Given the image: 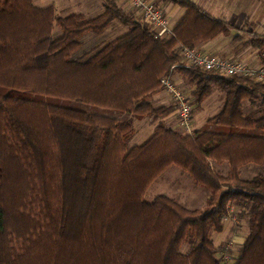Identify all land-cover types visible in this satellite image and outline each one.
<instances>
[{"label":"trees","instance_id":"16d2710c","mask_svg":"<svg viewBox=\"0 0 264 264\" xmlns=\"http://www.w3.org/2000/svg\"><path fill=\"white\" fill-rule=\"evenodd\" d=\"M174 2L186 14L167 38L116 0L96 19L0 0V264H224L212 234L237 218L249 234L236 264H264V174L240 172L264 166V83L187 66L181 46L228 37L231 25ZM114 21L128 32L75 57L82 37ZM251 45L264 64V34ZM177 75L194 88L192 106L224 94L208 121L219 130L183 135L164 123L175 107L153 97ZM146 118L158 128L132 145L133 122ZM171 166L208 192L205 209L144 199Z\"/></svg>","mask_w":264,"mask_h":264},{"label":"rangeland","instance_id":"374dc122","mask_svg":"<svg viewBox=\"0 0 264 264\" xmlns=\"http://www.w3.org/2000/svg\"><path fill=\"white\" fill-rule=\"evenodd\" d=\"M97 1L101 2V0ZM234 3L235 0H230L228 2V10L234 13L232 15L235 18H238V16H250L252 13L254 15L257 13L260 18V15L264 14V0H260L259 4L258 1L255 2L254 4H258L256 7L255 5L252 8L241 6L233 10ZM50 5L56 6L57 14L60 17H67L72 14L84 13L87 19H96L101 17L104 13L103 9L100 11L98 9H95L94 7L91 11L85 13L84 9H80L78 4L75 3V0H46L45 6ZM230 22L232 23L231 34L227 38H220V41H228L232 49L246 46L245 48L255 53L257 49L253 47V45H251V40L255 35H250L248 34L249 32L239 30L233 23V21ZM171 25L172 27L174 26L173 23H171ZM127 32L128 29L123 27L119 22L114 21L103 34H86L81 39L82 47L75 54V57H82L97 48L113 42L119 37L125 35ZM256 32H259V30ZM61 36L62 31L60 27L55 26L53 31L54 39H58ZM238 36H240V39L237 38ZM173 82L182 92H184V94L192 103V91L194 88L179 75L175 76ZM153 103L157 107L171 105H174L175 107L172 98L164 91L158 92L154 95ZM223 104L224 94L219 92L218 90H213L210 96L200 106H192L193 115L190 131H185L180 128L178 121L176 120V107L174 114L167 118L164 123L183 135L195 134V132L197 131L213 132L214 130H219V128L213 125H209L208 121L220 111ZM244 108L247 112L253 110L249 102H245ZM173 116L177 121V123H175L177 124V127H174V122H172ZM158 123V121L153 122L150 118L133 122L135 127V136L131 144L137 146L144 144L151 137L153 132L158 128ZM216 169L226 173L228 171V165L223 164L220 166H216ZM240 172L242 178L252 179L258 174H264V166L247 165L242 167L240 169ZM161 195L175 199L177 202L191 210H203L207 206L208 192L202 187L195 186L191 176L177 166H171L160 177H158L157 180L154 181L149 187L144 199L147 202H153L157 196ZM224 225L225 226L223 232L212 234V240L215 246L218 249L222 250V252L218 254V258H221L224 264H236L241 255L242 246L249 234L248 220L237 218L236 221H233L229 219L225 221ZM188 250V245L182 246V253L185 254Z\"/></svg>","mask_w":264,"mask_h":264},{"label":"built area","instance_id":"2783aa9c","mask_svg":"<svg viewBox=\"0 0 264 264\" xmlns=\"http://www.w3.org/2000/svg\"><path fill=\"white\" fill-rule=\"evenodd\" d=\"M144 22L148 23L158 37L174 36V27L163 8L148 0H127ZM179 53L188 66L197 65L207 71H217L224 76L249 77L256 82L264 83V64L250 65L236 58H219L203 53L199 49H188L181 46ZM163 91L168 94L176 107L177 121L181 129L190 131L192 125L193 108L189 98L176 84L169 80H162Z\"/></svg>","mask_w":264,"mask_h":264},{"label":"crops","instance_id":"0c3cea01","mask_svg":"<svg viewBox=\"0 0 264 264\" xmlns=\"http://www.w3.org/2000/svg\"><path fill=\"white\" fill-rule=\"evenodd\" d=\"M32 1L36 6L40 8L49 7V6H45L46 0H32ZM116 1L119 6L134 13L137 17H139V14L132 8V6L128 3L127 0H116ZM148 1L154 3L156 6L161 7L165 10L166 15L170 19L171 23L174 24L173 27H175L186 14V9L183 8L180 4L175 3L174 0H148ZM189 1L198 5L201 9H203L206 13L210 14L211 16L227 21L231 25V27H232V23L230 21H233V23L237 26L239 30L249 32L248 34L250 35H256L257 33H260L258 35L264 34V14H261L260 18L259 15H257V13L255 15L252 13L250 16H238V18H235L232 15L234 13L228 10V2L230 0H189ZM257 1L259 4L260 0H235V3L233 5L234 6L233 10L241 6H244L246 8H252L255 5L256 7L258 4L256 5L254 3ZM75 3L78 4L80 9L83 8L85 13L91 11L93 7L100 11L103 9L104 11L103 0H101V2L97 0H75ZM50 6H53L57 12V8L55 5H50ZM79 14H83L86 17L84 13H79ZM258 30L259 32H256ZM220 38L222 37H218L214 40L207 41L202 45H200L198 49L203 53L210 54L212 56L219 58H236L250 65H257L260 63L257 50L254 53L248 50L247 48H245L246 46L237 49L236 48L232 49L228 41L227 42L220 41ZM237 38L240 39V36H238ZM176 120L174 119L173 116L172 122H174L173 123L174 127H177V124H175L177 123Z\"/></svg>","mask_w":264,"mask_h":264}]
</instances>
